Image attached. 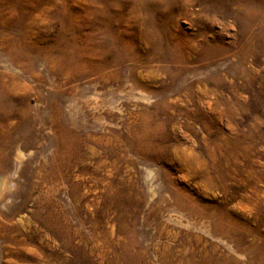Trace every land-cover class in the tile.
<instances>
[{
    "label": "rangeland",
    "instance_id": "374dc122",
    "mask_svg": "<svg viewBox=\"0 0 264 264\" xmlns=\"http://www.w3.org/2000/svg\"><path fill=\"white\" fill-rule=\"evenodd\" d=\"M0 176V264H264V0H0Z\"/></svg>",
    "mask_w": 264,
    "mask_h": 264
},
{
    "label": "bare ground",
    "instance_id": "6f19581e",
    "mask_svg": "<svg viewBox=\"0 0 264 264\" xmlns=\"http://www.w3.org/2000/svg\"><path fill=\"white\" fill-rule=\"evenodd\" d=\"M80 48H81V46H80ZM81 96L83 98L80 99V100H83V99H86L87 97H89V95L87 94L86 91H84ZM143 96L147 100L150 99L149 96H146V95H143ZM64 111L66 112L67 115H69V113L71 111V107H70V104L69 103L64 106ZM61 131L62 132L58 136V148H57V154H58V158H59L58 159V165H59L60 168H62L64 166H69L70 164H73V163H76L82 157L81 152L77 148V146H78V139L73 138V137H70V136H66L65 131H64L63 128H62ZM152 177H153L152 170L151 171H147V174H146V184H148V186H149L148 187L149 192H153L154 191V188H155L154 187L155 184H153ZM5 179H6V177L0 176V191H2L1 189H3L5 187V185H6ZM8 181H9V179H8Z\"/></svg>",
    "mask_w": 264,
    "mask_h": 264
}]
</instances>
